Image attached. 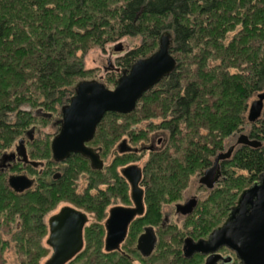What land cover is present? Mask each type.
<instances>
[{
    "label": "trees",
    "instance_id": "trees-1",
    "mask_svg": "<svg viewBox=\"0 0 264 264\" xmlns=\"http://www.w3.org/2000/svg\"><path fill=\"white\" fill-rule=\"evenodd\" d=\"M251 1L255 0H0V157L11 148L16 135L30 123L28 118L25 119L26 112L19 111L22 104L34 103L37 97H41V106L51 105L56 111V107L62 108L69 103L78 84L76 79L84 72L78 52L86 45L87 50L93 44L136 35H148L157 42L164 32L171 31V54L187 56L193 54L194 42L200 43L206 39V34L212 35V32L220 39L226 30L240 23L243 37L235 40L230 48L250 60L242 73L229 71L236 67L230 62L229 55L220 66L203 70L211 74L198 71L190 77L191 71L183 70L175 57L176 70L141 98L135 112L107 114L98 127L92 145L101 147L104 157L116 148L127 131L116 118L129 124L131 117L145 110L148 111L144 112L147 119L161 117V123L152 126L163 128L169 137L164 150L150 152L151 157L144 169L147 212L142 220L150 218V226L156 225L162 205L178 200L179 178L186 177L188 182L192 175H203L212 168L213 158L220 154L218 151L223 149L225 138L242 131L246 124L251 127V138L258 141L264 138V115L255 123H249L247 119L248 100L254 93L264 90V28L257 24L259 21L264 23V8L252 9ZM260 2L264 4V0ZM232 20L234 22L230 24ZM254 30L259 31L254 34ZM144 53L143 48L128 53L121 60L122 71L127 72L136 61L146 58ZM204 62H199V68L203 69ZM152 105L158 106L153 112ZM141 108L142 111L138 112ZM13 117L15 122H12ZM105 131L112 137L103 135ZM131 136L136 142L142 134ZM44 150L49 153L51 164L48 144ZM115 155L116 161L118 155ZM122 160L118 159V162ZM68 163L78 170L88 165L78 156ZM89 171L94 176L104 172ZM238 171L247 175L232 182ZM221 172L223 180L220 185L225 187L211 192L207 200L214 204L215 215L209 222L205 221L206 232L202 233L205 236L223 224L236 205L239 194L264 174V145L259 148L241 146L231 160L221 162ZM115 174L118 176L117 170ZM5 175L0 171V232L3 223H14L2 220H16L17 217L21 221L18 232L21 240L23 234L34 235L36 231L44 230L46 224L42 215L58 199L59 190H63L62 186L67 187L71 177L67 180L66 172L56 189L48 195L40 190L16 194ZM63 181L64 185H61ZM76 202L82 206L83 212L92 210L99 218H106L107 201L85 198ZM137 223L131 225L130 242L123 245L134 247L132 255H137L143 264H147L154 253L144 258L135 249L136 237L131 233ZM162 233L163 229L160 230ZM85 235L86 248L75 258L76 261L81 259L84 264H131V259L125 254L106 253L102 239H98L93 247L90 241L94 240L89 230ZM180 244L181 239L175 238L176 247L170 249L173 260L167 262L164 259L163 264H191L196 257H203L185 258ZM234 264H239L238 260L235 259Z\"/></svg>",
    "mask_w": 264,
    "mask_h": 264
},
{
    "label": "rangeland",
    "instance_id": "rangeland-1",
    "mask_svg": "<svg viewBox=\"0 0 264 264\" xmlns=\"http://www.w3.org/2000/svg\"><path fill=\"white\" fill-rule=\"evenodd\" d=\"M118 0H116L117 2ZM259 6V9L262 10L264 8V4H261L260 0H255L250 2V7L252 9H256V7ZM207 16V15H206ZM208 18H211L209 15ZM262 18V17H261ZM264 18H262L263 20ZM233 20L230 22V24H233ZM257 24L258 26L261 25V27L264 28V23L262 21H259ZM75 28V27H74ZM209 31H212L211 28H208ZM242 29V26L240 23H237L233 29L229 28V30H226L224 33V37L218 38V36L211 32L212 35L206 34V39H203L200 43L194 42L193 46V54L191 55H183L175 53V55L172 56L179 60V63H181L183 70L189 73V76L197 74L198 71L205 72V68L220 66L224 60L228 58L230 55V62L235 64L234 68L229 69V71L233 74H240L245 70L246 66L249 64L250 60H247V58H244L240 53H235L231 51L230 45H233L236 41L241 39L243 35L240 33ZM259 30H254V34H257ZM168 33L171 36V43L173 46V36L171 31L164 32L162 35ZM161 35V36H162ZM160 36V37H161ZM218 40V44L214 43V41ZM159 41L154 42L153 39L148 37V35H136V36H125L120 39H115L114 41L105 42L103 44H93L90 48L86 50L88 47H84V50H80L78 52V56L82 57L83 60V67L84 72L83 75L77 78V82H81L84 80H97L103 83L108 89H114L117 84V80L119 79L121 72H122V66L121 60L130 52L137 51L139 49H144V54L149 57L154 52H156L159 48ZM208 42V43H207ZM118 46H121V50H117ZM86 50V51H85ZM171 53V51H170ZM247 57V55H246ZM145 58V56H144ZM203 60L205 61L203 64V69L199 68V62ZM201 66V65H200ZM236 68V69H235ZM207 74H211L210 72H205ZM200 74V72H199ZM157 86V85H156ZM155 86V87H156ZM154 87V88H155ZM153 88V89H154ZM152 89V90H153ZM264 92V90H263ZM261 93V92H260ZM259 93H254L250 99L248 100V111L247 116L249 113L250 106L253 101L257 99V95ZM207 97V95H206ZM42 100L41 97H37V99L34 100V103H24L19 107V111L23 110L26 112L25 119L28 118L30 121L29 125L22 129L20 133H18L13 140V144L11 148L7 149L3 152L1 157L5 155H11L13 153H16V149L19 146L20 140H25V148L28 156V160L30 162H34L37 164V166L33 165H15L11 170L7 172L5 177L8 178L11 175H17V174H25L29 178L35 179L36 184L34 185V191L40 190V192H46L49 195L47 182L52 181L53 179V172L56 170V164H50L49 163V153H45L48 151L46 148L44 150V146L47 144L49 145L50 152H51V141L53 139V135L56 131L54 128V121L60 118V110L61 107H56L57 110L55 111L52 107H48V105L41 106ZM38 101V102H37ZM30 102V101H29ZM158 107L157 105L150 106L152 112L155 110V108ZM157 110H159L157 108ZM136 111V110H135ZM134 111V112H135ZM142 111V108L139 109L138 112ZM147 110L143 111L142 113L135 114L136 117H131L129 124L123 123L124 121L121 118H116L119 121V124H121L124 128H127V131H125V134L118 142H121L124 138L128 140V143L130 142L131 146H136L138 148L145 146V144H148L149 141H154V144L159 139H163V143L166 142V140L169 137L168 132L164 131L163 128L156 129L155 126H152L154 124H160L161 123V117L154 118H145V113ZM264 115V111L262 113V116ZM261 116V117H262ZM143 118V119H142ZM16 118L13 117L12 122H15ZM123 123V124H122ZM131 130H129V128ZM250 130L251 127L249 124H246L242 131H239L223 140V149L218 151L220 154L226 153L228 149L235 145L240 135L245 134L250 137ZM30 133V134H29ZM109 133V132H108ZM107 131L104 132L103 135L107 137H111L112 135H109ZM142 134L141 138H137L136 142L132 141V134L135 136ZM134 136V137H135ZM252 140H258L253 139ZM147 141V142H146ZM260 142L264 145V138L260 139ZM163 147H156V150L159 152L164 150ZM240 148V146L236 147L235 152ZM115 150V149H113ZM234 152V153H235ZM218 153V154H219ZM233 153V154H234ZM113 154L110 152L108 155L104 156V162H105V168L104 172L100 176H94L90 173L89 169L93 171L90 164L85 165V168H81L78 170L76 166L70 167V163H67L66 165H59L60 168H62L59 172L60 173H66L68 174L67 180L69 177V184L67 187L63 190H59V196L56 201H54V204L51 203L50 209L46 211L45 214H43V221L46 224V228L44 230H38L34 233V235H28L23 234L22 240L18 238L19 231L21 228V221L19 220V217L16 218V220L13 218L2 220L1 222H14L4 224L0 232V264H44L45 261L49 258L51 255V249L48 247L46 241L49 236V228H48V218L53 215L54 213L58 212V210L65 205L73 206L77 209L82 210V206L78 205L79 203L76 202V200L80 199H93V200H101L107 201V209H106V217L108 210L111 206H113V203L116 205H127L130 206V202L122 201L121 197H115V193L112 191V189L109 188V180L110 175L108 172V169L113 168L112 165L116 166L114 168V171L117 170V172L122 168V166H125L127 164L131 163H137L140 167L145 166L148 163L149 158L151 157L150 152H143L142 154L132 156L130 160H122L118 162V160L114 161L116 158L112 156ZM217 156V155H216ZM233 156V155H232ZM0 157V158H1ZM52 158V154H51ZM229 158L228 160H231ZM215 160V157L213 158V161ZM72 164V163H71ZM21 167V168H19ZM66 168V169H65ZM52 171V172H51ZM96 172V171H93ZM70 173V176H69ZM202 174H195L192 175L189 179V181H186V177L179 178V194H178V200H173L170 203H165L162 205L160 211L161 217L157 221L156 225H152L151 227L156 231H158V243L156 245V248L154 250L153 257L151 260L147 261V264H161L162 260L165 259V261H172V253L170 251L173 250L176 246H174V240L178 237V240L181 239L180 247L183 248V241L186 238H194L195 240L200 238H206L207 236L203 235L205 234V221L209 222L212 217H214V204L211 202H208L209 196L211 195V192L216 190L218 187H225L223 184H221V181L223 180L221 178L220 182L217 183L212 190H208L207 188L200 185L199 180ZM247 173L238 171L236 176L233 177L232 182L238 181L242 179V176H246ZM185 179V180H184ZM231 182V183H232ZM117 183L114 181V184ZM61 185H64V181L61 183ZM251 185H248L246 187L249 188ZM227 188H231L228 187ZM56 189V188H55ZM47 190V191H46ZM231 190H236L231 188ZM113 194L114 197L111 195V200L109 199L110 194ZM241 194V193H240ZM239 194V196H240ZM238 196V198H239ZM197 197L199 200V205L194 212V214L188 218H184L181 216H178L175 214L174 206L177 203H183L189 198ZM110 200V201H109ZM238 200V199H237ZM47 204V203H46ZM53 204V205H52ZM49 205V204H48ZM207 208V210H206ZM47 209V206H46ZM83 211V210H82ZM86 211V210H84ZM87 215L89 217V222L87 223L84 231V237H85V244L84 248H86V230H89V234L91 235V239L94 240V242L90 241V244L94 247L95 243L98 239H102V248L103 250L105 245V226L104 222L105 219L99 218L96 215V212L92 210L87 211ZM165 215H169V222H163V218ZM150 219V218H149ZM148 218H145L143 220H140L139 223L134 225L132 227V235L136 237L135 239V249L137 250V240L140 237V235L144 232V229L146 227H150L151 220ZM16 222V223H15ZM103 224V225H102ZM164 224V228L161 227V225ZM163 226V225H162ZM100 228H103L101 231ZM131 228V226H130ZM163 229V233L160 234V230ZM104 233V235H102ZM203 233V234H202ZM209 233V232H208ZM130 230L128 233V236L125 240V242L128 244L130 241L129 239ZM176 235V236H175ZM196 235V236H194ZM175 236V238H174ZM124 242V243H125ZM123 243V244H124ZM134 248V247H133ZM132 247H124L122 245L121 254L127 255L131 259V264H143L140 260V258L133 254L132 255ZM139 253V252H138ZM140 254V253H139ZM141 255V254H140ZM84 257H82L83 259ZM32 259H35L36 261H32ZM175 260V259H174ZM81 259L73 260L72 264H84L81 263ZM102 261L108 262L112 261V259H103ZM204 258L196 257L194 262L191 264H203ZM70 264V263H69ZM163 264V263H162ZM165 264V263H164Z\"/></svg>",
    "mask_w": 264,
    "mask_h": 264
},
{
    "label": "water",
    "instance_id": "water-1",
    "mask_svg": "<svg viewBox=\"0 0 264 264\" xmlns=\"http://www.w3.org/2000/svg\"><path fill=\"white\" fill-rule=\"evenodd\" d=\"M171 41L168 33L162 35L158 50L151 56L136 61L127 72H123L112 90L97 80H84L76 85L73 97L61 110V128L51 143L54 161L64 162L71 154H80L90 161L93 170H103L104 163L99 154L87 144L93 140L98 125L107 113L128 115L134 112L141 98L176 70L177 62L170 53ZM121 48L118 46L117 50ZM263 111L264 92H261L250 106L248 122H257ZM236 145L259 148L262 143L242 134ZM236 145L216 157L212 168L200 178V185L207 189L214 188L221 177L220 163L231 157ZM16 156L25 163L29 162L25 140H20L16 153L5 155L4 160L8 161ZM31 164L37 166L36 163ZM123 175L131 184L134 206L114 207L110 210L105 223L106 253L120 251L130 225L145 212L143 190L140 187L142 170L129 166L123 170ZM8 182L16 193H23L33 185V181L26 176H12ZM196 205L197 201L194 199L178 205L177 210L188 215ZM88 220L84 212L70 206H65L52 215L48 220L49 236L46 242L52 254L44 264H68L73 261L83 251L84 230ZM156 244L157 237L153 228H146L138 238L137 250L144 257H150ZM223 248L233 252L239 264H264V174L242 191L225 222L214 229L207 239H185L183 255L187 259L195 255L208 256L204 264H214L222 258L218 252ZM231 261V257L223 259L224 264Z\"/></svg>",
    "mask_w": 264,
    "mask_h": 264
},
{
    "label": "flooded vegetation",
    "instance_id": "flooded-vegetation-1",
    "mask_svg": "<svg viewBox=\"0 0 264 264\" xmlns=\"http://www.w3.org/2000/svg\"><path fill=\"white\" fill-rule=\"evenodd\" d=\"M123 72H126V71H122L121 72V75H122V73ZM120 75V76H121ZM70 102V101H69ZM65 106V105H64ZM62 108H63V106H62ZM62 108H61V110H62ZM61 110H60V118H58L57 120H55L54 121V128L56 129V131H55V133H54V135L52 136L53 137V139H54V137L56 136V135H58V133H59V131H60V128H61V120H62V115H61ZM107 114H110V113H107ZM106 114V115H107ZM115 114V113H114ZM105 115V116H106ZM105 116H104V118H105ZM103 118V119H104ZM102 119V120H103ZM102 122V121H101ZM101 122H100V124H101ZM99 124V125H100ZM99 125H98V127H99ZM98 127H97V130H98ZM97 130H96V133H95V136H96V134H97ZM30 134V133H29ZM109 135H110V132H109ZM95 136H94V138H95ZM112 137V136H111ZM94 138H93V140H94ZM250 138V137H249ZM52 139V140H53ZM93 140L90 142V143H88L87 144V146L89 147V148H92L96 153H98L99 154V156H100V158H101V160L103 161V163H104V168H105V162H104V157H103V150H102V148L101 147H95V146H93L92 145V142H93ZM113 142V141H112ZM166 142H167V140H166ZM166 142L165 143H163V139H159L157 142H156V144H154V141H152V140H150L149 141V146H148V144H145V146H142V147H140V148H138V147H136V146H131L130 145V142L128 143V140L127 139H123L121 142H118V144L116 145V148H113V149H115V150H111V153L113 154L112 156L113 157H115V154H117L118 155V159H125V160H130V158H131V155L132 156H135V155H140V154H142L143 152H157V150H156V147H163L165 144H166ZM51 143H52V141H51ZM237 143V142H236ZM236 143H235V145H236ZM238 146H242V145H236V147H238ZM51 147V146H50ZM236 147H235V149H234V151H233V153L235 152V150H236ZM123 148H124V150H123ZM159 151V150H158ZM233 153H232V155H233ZM51 154H52V150H51ZM232 155H231V157H232ZM75 156H78V157H81L83 160H85V161H87L88 162V164H90V161L89 160H87V159H85L84 157H82L80 154H71L69 157H68V159L67 160H65L64 162H56V161H54V159H53V155H52V158H51V160H52V163L55 165H57L56 167V170L53 172V179H52V181H50V182H48L47 183V187L49 188L48 189V191L49 192H51V191H53L55 188H56V186L57 185H59L58 183H59V181L60 180H63V178H64V176H65V174L64 173H60L59 171L62 169V168H60L59 167V165H66L69 161H70V159L71 158H73V157H75ZM119 156H121V157H119ZM230 157V158H231ZM117 158V157H116ZM115 158V159H116ZM117 159V160H118ZM29 161V160H28ZM115 161V160H114ZM226 161V160H225ZM222 162H224V161H222ZM31 163H34V162H28V163H25L23 160H22V158H20V157H18V156H16L15 158H13V159H10V160H8V161H5L4 160V156L3 157H1L0 158V171H1V173H3V174H7V172L9 171V170H11V168H13L15 165H28V164H30V165H32ZM90 166H91V164H90ZM129 166H136V167H138V168H140L141 170H142V179H141V183H140V187H141V189L143 190V200H144V207H145V212H144V214L142 215V216H140V217H136L135 219H134V221H133V223L134 222H139L140 220H142V218L145 216V214H146V212H147V208H146V204H145V187H144V169H145V166H142V167H140L139 166V164H137V163H131V164H127V165H125V166H122V168H120V170L118 171V176H117V174H115V171H114V168H115V166L114 165H112V167L113 168H111L110 169V172H109V175H110V179H112V180H109V182H110V185H109V188L110 189H112V191H114V192H117V193H115L114 195H115V197H121V199H122V201H126L127 203L128 202H130V200H131V205L130 206H127V205H116V204H114L113 203V206H111L110 208H109V210H108V213H107V217H106V219H105V221H104V226H105V223H106V221H107V219H108V217H109V215H110V210L112 209V208H114V207H125V208H130V207H133L134 206V204H133V201H132V196H131V192H132V188H131V184H130V182L128 181V179L123 175V170L125 169V168H127V167H129ZM19 168H21V167H19ZM104 168H103V170H101V171H104ZM66 169V168H65ZM93 171H95V170H93ZM207 171V170H206ZM205 171V172H206ZM52 172V171H51ZM96 172H100V171H96ZM204 172V173H205ZM220 172H221V163H220ZM204 173H203V175H204ZM203 175H201V177L200 178H202L203 177ZM12 176H26L28 179H30L31 181H33V185H32V187L30 188V189H28V190H26L25 192H23V193H16L13 189V191L16 193V194H25V193H27V192H29V191H31V192H33L34 191V185L36 184V182H35V179H32V178H29L27 175H25V174H17V175H11L10 177H12ZM10 177L8 178V181H9V179H10ZM221 178H222V172H221V177H220V180H221ZM114 181L115 182H117V183H115L114 184ZM220 182V181H219ZM218 182V183H219ZM61 184V183H60ZM217 184V183H216ZM215 184V185H216ZM204 187V186H203ZM206 188V187H205ZM208 190H212V189H208ZM47 191V190H46ZM111 195H112V197H114L113 196V194H112V192H111V194H110V197H109V199L111 200L112 198H111ZM194 199H196V201H197V205H196V207H195V209L193 210V212L192 213H190V214H188V215H183V214H181L178 210H177V206L178 205H184V204H186V203H188L189 201H191V200H194ZM109 200V201H110ZM198 205H199V200H198V198L197 197H192V198H189L188 200H186L185 202H183V203H177V204H175V206H174V209H175V214L176 215H178V216H181V217H184V218H188V217H190V216H192L193 214H194V212L196 211V209H197V207H198ZM65 206H70V205H65ZM65 206H62L61 208H63V207H65ZM70 207H73V206H70ZM60 208V209H61ZM73 208H75V207H73ZM60 209L58 210V212L60 211ZM75 209H77V208H75ZM232 209V208H231ZM77 210H80V209H77ZM80 211H82V210H80ZM58 212H56V213H58ZM83 212V211H82ZM56 213H54V214H56ZM85 213V212H84ZM162 213V212H161ZM53 214V215H54ZM86 215H87V213H85ZM229 215V214H228ZM52 216V215H51ZM50 216V217H51ZM88 216V215H87ZM49 217V218H50ZM228 217V216H227ZM49 218H48V220H49ZM89 218V217H88ZM227 219V218H226ZM225 219V220H226ZM169 220H170V218H169V215H165L164 216V218H163V222H169ZM88 222H89V220H88ZM225 222V221H224ZM223 222V223H224ZM132 223V224H133ZM131 224V225H132ZM130 225V226H131ZM163 225V224H162ZM161 225V227L162 228H164V226H162ZM146 228H152L151 226L150 227H146ZM145 228V229H146ZM145 229H144V231H145ZM129 230H130V227H129ZM129 230H128V233H129ZM154 230V229H153ZM85 231V230H84ZM105 231H106V229H105ZM158 231L159 230H154V232L156 233V237H157V243H158ZM144 233V232H143ZM142 233V234H143ZM141 234V235H142ZM140 235V236H141ZM210 235V234H209ZM208 235V236H209ZM105 236H106V234H105ZM127 236H128V234H127ZM208 236L206 237V238H200V239H207L208 238ZM106 238V237H105ZM189 238H191V237H189ZM84 239H85V237H84ZM187 239V238H186ZM194 241H198V240H200V239H197V240H195L194 238H192ZM85 241V240H84ZM138 241V240H137ZM185 241V240H184ZM47 242V241H46ZM123 245V244H122ZM122 245H121V248H120V251H117V252H121V249H122ZM157 245V244H156ZM183 245H184V242H183ZM104 247H105V245H104ZM137 247V246H136ZM84 249V248H83ZM138 251V250H137ZM139 252V251H138ZM114 253V252H113ZM140 253V252H139ZM51 254H52V250H51ZM141 254V253H140ZM218 254L222 257L217 263H214V264H224L223 263V259L224 258H227V257H231L232 258V261L230 262V263H227V264H234V262H235V259H236V256H235V254L233 253V252H231L230 250H228L227 248H223V249H221L219 252H218ZM51 256V255H50ZM49 256V257H50ZM141 256L142 257H144L142 254H141ZM204 257V263L206 262V260H207V258H208V256H203ZM144 258H146V257H144ZM237 260V259H236ZM72 262V261H71ZM70 262V263H71ZM239 262V261H238ZM203 263V264H204ZM69 264V263H68Z\"/></svg>",
    "mask_w": 264,
    "mask_h": 264
}]
</instances>
